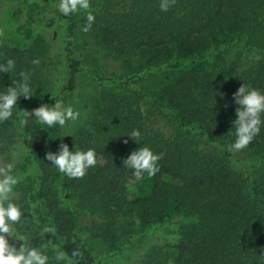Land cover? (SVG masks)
<instances>
[{"label": "trees", "instance_id": "16d2710c", "mask_svg": "<svg viewBox=\"0 0 264 264\" xmlns=\"http://www.w3.org/2000/svg\"><path fill=\"white\" fill-rule=\"evenodd\" d=\"M23 1L0 0V63L15 62L0 73V93L22 82L21 71L31 73L35 92L0 122V157L20 152L19 237L48 264H57L48 239L69 256L83 253L72 264H99L79 235L80 213L99 220L95 236L124 241L136 237V223H178L136 264H264V124L246 148L228 150L236 139L232 94L243 83L264 92V0H176L166 12L160 0H90L95 21L85 33L121 60V75L84 65L77 35L86 11L66 17L59 0ZM85 76L93 82L89 111L68 133L35 117L21 125L24 110L55 98L70 106ZM151 116L163 122L154 127ZM133 130L139 142L127 136ZM22 140L26 147H14ZM61 142L73 152L93 149L97 165L68 178L45 158ZM139 147L163 159L155 176L136 180L123 160ZM44 227L55 231L41 237ZM8 239L17 249L23 243Z\"/></svg>", "mask_w": 264, "mask_h": 264}, {"label": "clouds", "instance_id": "9594fccd", "mask_svg": "<svg viewBox=\"0 0 264 264\" xmlns=\"http://www.w3.org/2000/svg\"><path fill=\"white\" fill-rule=\"evenodd\" d=\"M175 3L176 0H160V10L166 12ZM90 7V0H59L58 11L66 17L80 10L86 11L87 23L82 31L88 32L95 21L94 15L88 11ZM4 36V30L0 29V38ZM32 63L38 65L39 60L34 59ZM14 68L15 62L12 59L0 63V73H10ZM19 75L22 82L15 87H8L6 92L0 93V122L7 121L12 117L13 109L17 106L18 99L21 96L29 99L35 95L34 88L29 84L31 73L21 71ZM232 95L234 103L238 105L235 110L236 119L233 121L236 139L228 150L239 152L252 142L255 136L259 134L261 125L264 124V118H262L264 117V92L250 88L243 83ZM79 116V111L74 110L71 106H65L61 100L55 98V103L52 106L41 104L31 111L24 110L20 123L22 126H27L29 119L35 117L36 122L49 128L55 125L63 128L68 121L74 122ZM127 136L136 142L141 139V133L138 130H133ZM59 137L63 138V136ZM27 139L31 141L30 137H27ZM127 142V140H124V143ZM21 146L26 147L23 140L20 145L14 147L20 148ZM19 155V151H13L10 161H5L4 158L0 157V264H48L49 257L39 248L28 246L19 237V233L15 228V225L20 223L24 215L20 206L14 202L19 195L15 188L21 179L13 171ZM45 158L70 179L83 178L87 174V170L95 167L98 163L93 149L73 152L63 142L60 143L58 152L49 151L45 154ZM161 159H163L162 153H154L148 147H139L123 160V165L131 168L135 179L140 180L143 179L145 173L148 177L155 176L159 171L158 162ZM54 231V229L44 227L41 231V237H45ZM8 237L23 241V243L17 249L9 242ZM48 245L55 252L54 258L57 264H72L73 258L83 256L79 249L73 250L71 256H69L68 253L56 247L51 239H48Z\"/></svg>", "mask_w": 264, "mask_h": 264}, {"label": "rangeland", "instance_id": "374dc122", "mask_svg": "<svg viewBox=\"0 0 264 264\" xmlns=\"http://www.w3.org/2000/svg\"><path fill=\"white\" fill-rule=\"evenodd\" d=\"M16 4H21L24 7L23 0H16ZM77 41L81 46H85V57L83 63L90 68H97L104 74L121 75L124 72L121 60L108 54L102 48L96 46L91 38L83 32L78 31ZM234 51H232L233 54ZM245 61V60H244ZM93 84L89 76L82 78L80 90L77 91L75 98L71 99L70 106L79 111L80 116L76 121H68L65 127H61L62 132L68 133L77 125L78 121L84 120L89 111V100L92 95ZM151 123L154 127L160 125L163 121L161 118H153ZM77 227L82 240L90 248L96 261L99 264H136L144 255L146 249L155 244H162L168 235L171 233L174 226L178 223L170 225L153 224L149 227L141 229V226L136 223L134 226L137 230L135 238L129 241H124L116 235H110V238L97 237L91 232V229L99 223V220L85 213L78 215Z\"/></svg>", "mask_w": 264, "mask_h": 264}]
</instances>
